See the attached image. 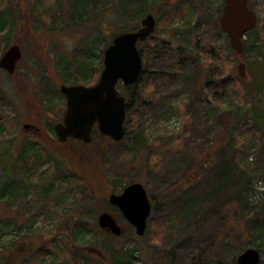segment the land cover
<instances>
[{
  "label": "rangeland",
  "instance_id": "374dc122",
  "mask_svg": "<svg viewBox=\"0 0 264 264\" xmlns=\"http://www.w3.org/2000/svg\"><path fill=\"white\" fill-rule=\"evenodd\" d=\"M31 1L3 0L0 3L5 18L0 28V57L13 44L18 45L22 53L13 74L0 70V174L3 168L10 165L9 168L13 169L10 160L14 151L8 152L16 139L22 140L23 133L18 122L31 120L33 111H38L44 113V124L48 127L62 116L64 100L55 98L56 105L46 109L45 100L48 97L42 94L48 89L51 94L55 93L62 84H95L103 69V51L111 39L120 29L131 31L137 28L150 7L157 9L156 0H145L146 11L139 17L124 20L117 18L115 0H80L84 4L82 8H73L71 0H39L43 3L41 12L33 10ZM203 2H207L205 7ZM223 3L224 0H168L160 11L165 12L161 15L156 35L161 39L164 37L162 27L165 20L174 15L173 9L178 10L174 28L179 39L191 43L195 50L209 51V44L217 46L218 52L214 53L210 68L219 70L223 77H231L228 92L234 95L230 99L232 104L240 111V102L247 101L262 110L264 87L256 97L244 91L237 70V54L230 48L226 34L219 27ZM248 7L257 15L259 24L264 0H249ZM111 19H115L117 25L114 26ZM256 28L257 25L243 39L248 50L247 56L242 59L246 74L242 81L246 80V83L264 64V50L257 45ZM142 43L138 44L139 50L143 48ZM152 45L150 42L143 48L141 69L144 72L133 90L134 95L141 99L129 103L123 92L125 86L122 83L116 86L118 93L125 97V107L129 105V117L126 116L124 122L127 142L115 145L96 138L85 145V150L91 151L92 156L84 161L82 143L68 141L59 144L46 131L40 136L44 147L55 150L53 152L60 158L61 166H67L78 175L80 180L69 175L67 184L76 189V186L80 188L86 183L98 196L100 212L115 213L106 207L109 195L119 194L121 185L132 182L141 183L155 204L143 236H137L127 225L122 236L115 239L104 230L87 231L73 240L76 247L69 250L75 254L78 251L89 254L95 247L98 254L101 252L98 259L103 262L97 260L96 264H116L106 251L100 249L101 243H110L116 256L130 250L134 264H236L239 254L253 248L259 252L258 264H264V173L255 172L242 199H235L224 207V219L218 212H211L226 198L238 195V168L234 169L238 161L254 165L264 161V132L260 135L261 141L257 138L250 143L255 147L250 149L249 143H246L249 137L240 134L252 136V128L243 125L232 112L229 115L224 110L212 111L217 109V103L207 101L202 90L194 87L195 70L187 65L183 67L177 83L179 95L171 99L167 106L162 105L167 102L164 99L171 89H168L167 82L161 80L149 84L148 78L166 68V64L157 61L154 56L157 51L161 53L163 44L157 41L156 47L150 48ZM143 138L147 139V144L141 146L139 142ZM24 140L32 141L26 137ZM128 145H132L131 155L126 153ZM98 147L108 156V164L99 163ZM202 160L210 163L204 166ZM33 168L37 169V175H44V180L41 179L45 182L44 186L33 179L30 187H34L28 192L21 189L12 197H0V256L7 255L8 244L13 240L22 245L32 240L31 237L68 240L67 231L73 220L91 219L90 198L77 190L61 191L62 199L56 201L54 210L44 213L39 202H44L41 194L50 183L53 170L49 165ZM7 181L0 175V193ZM54 191L59 195L56 189ZM116 217L120 224L126 223L118 214ZM227 218L239 222L234 232L227 231ZM60 229L66 231L58 233ZM40 232L43 236L37 238ZM40 260L24 264H61L53 255L46 256L43 262ZM75 260V263L67 260L62 264H84L79 258Z\"/></svg>",
  "mask_w": 264,
  "mask_h": 264
},
{
  "label": "trees",
  "instance_id": "16d2710c",
  "mask_svg": "<svg viewBox=\"0 0 264 264\" xmlns=\"http://www.w3.org/2000/svg\"><path fill=\"white\" fill-rule=\"evenodd\" d=\"M3 0H0V3ZM183 1V0H182ZM114 8L116 11L117 18L119 19H124V20H129V18H136L139 17L146 9L144 8L145 5V0H115L114 1ZM155 2V1H154ZM185 2V0H184ZM31 5L33 10H41L43 9V3L39 0H32ZM157 3V9H153V6L149 8V13H151L156 20V27L153 32V34L145 41V43H142L143 48L146 47L148 43H152L153 45L150 48L156 47L157 41L161 42L163 44L162 50L160 51L161 53L155 52L154 56L155 59L158 61L163 62L166 64L165 71H158L156 74L153 76V78H148L150 79L149 84H155L154 80L156 81H164L165 83L167 82V87L168 89H171V92L164 100H167V102H163L162 105H168L171 99L179 95V90H177V83L180 81L181 74L183 67L186 65L189 67H193L195 70V75H194V87L197 89L202 90V92L206 95L207 101L211 100L214 103H217V109L212 110L214 112H219L220 110L227 111V113L230 115L231 112L237 116V118H240L242 121L243 125H248L252 128L254 131V134L252 136H247L244 134H240V136L244 135L243 137H249L248 140H246V143H249V148H255L254 146H250V143H254V141L258 138L260 139L261 133L264 132V109H256L254 103L251 102L247 103V101L240 102L242 103L241 110L239 111V108H236L237 106H234L232 103L233 101L230 100L231 96H234L232 94H229L228 88H229V79L231 78L230 76L223 77V75L220 73L219 70L211 69V63L214 58V53L218 52V48L216 45L209 44V51L207 50H195L192 49L191 43H186L183 42L181 39L178 38V35L176 33V28H174V24L177 21L176 16L178 15V10L173 9L174 15L170 16V18L165 20V25L162 27V34L164 37L161 39L157 37L156 33L159 31V26L160 22L162 19V16L164 15V12L160 13L161 9L167 5L168 0H156ZM203 6L205 7V4L207 2L202 3ZM71 5L73 8H82L84 6L83 1L80 0H71ZM1 6V4H0ZM203 7V8H204ZM148 14V13H146ZM3 12L0 10V28L2 25L5 23V18H3ZM106 15V14H105ZM162 15V16H161ZM260 22L257 25V32H258V43L257 45L260 48H263L264 50V7L260 9ZM80 17V15H79ZM114 26L117 25V21L115 19H111ZM113 26V27H114ZM256 27V26H255ZM255 27L251 30L253 31ZM134 28L133 30H135ZM121 30V31H120ZM118 33L125 32L122 29H120ZM132 31V30H131ZM249 31L248 33H250ZM117 33V34H118ZM246 33V34H248ZM192 40V39H191ZM243 41V40H242ZM244 47V43H243ZM139 50L141 59L144 57V49ZM248 53L247 48L244 47V53L243 56L246 57ZM242 56V59H243ZM77 57V56H76ZM80 64V61H77ZM102 65L100 66V68ZM143 67V66H142ZM80 68H83L82 64H80ZM144 70L141 69L140 75L137 79L139 81L143 75ZM158 79V80H157ZM136 81V82H137ZM243 85V89L245 92H247L250 96L256 97L257 92L264 87V64L258 69L257 73L255 74L254 77L250 78L249 82H244L246 80L240 79ZM130 85V86H125L123 89L124 96L128 98L129 103L132 102V100H139L141 97H137L134 95V88L135 84ZM153 82V83H152ZM51 97L46 101L45 100V108L50 109L55 103V98H58L60 100H63V96L60 94L58 90H55V93L50 94ZM191 99V98H190ZM169 100V101H168ZM143 101H140L139 103H142ZM166 103V104H165ZM235 108V110H232V108ZM219 110V111H218ZM258 110V111H257ZM129 112V105L126 106V116L127 118ZM163 120V118H162ZM239 135V134H238ZM239 136V137H240ZM128 135L125 133V136L122 141L118 143L111 142L108 138H105L101 136L96 129L92 131V139L91 142L94 141L96 138L99 139H104L108 140L109 143L111 144H123L124 142H127ZM252 137L253 139H250ZM238 142L239 138L237 137ZM24 140L20 146V149L18 152L13 150V146L11 145L9 147V152L14 151V156L10 162L12 163L13 169L11 168H3L1 170V178L4 177V179H8L6 182L4 190L0 193L1 197H12L13 194L16 191H19L21 189L25 190L28 192L30 188L33 189V187H30L33 182L32 180H38L39 182H42V186L45 185L44 180V175L40 174L37 175V169L35 170L33 166L40 167L42 165H49L51 167L52 175L50 177V183L46 185V187L43 189V194H41V197L44 196V202L40 203L41 208L43 209L44 213H50L51 211L54 210L56 207V201L61 198L62 199V192L65 191L66 193L77 190V192H81L84 195L88 196L90 198V205H91V219H85V221H78L77 219L73 220L70 224L71 227L65 228L69 232V235L66 236L68 240H62L61 238H48V239H43V237L38 238V236H43L40 232L36 237H31L32 240H28L25 242V245L18 244L15 240L10 242L8 245H10V249L7 251L6 254H2L0 256V264H20V262H31L32 260L36 261L37 259H40V262H43L45 257L48 255H53L55 257H58L60 260L61 264L62 262L65 263V261H73L75 263V258H79L83 260L84 264H88V262L95 263L97 260H100V263H103L101 259H98V255L101 256V252L98 254V250L94 248H91L89 254H85L83 251H78L75 254L71 250H69L70 247H74L75 245L73 244V240L77 238L78 235L80 234H85L87 231H93L95 230L96 232L98 231H103L100 229L96 223V219L98 215L102 212H100L101 208L98 206V196L95 195L94 191L85 183L83 186L81 185L80 188L76 186V189L71 188V185L67 184L70 181L69 175L72 179L80 180L78 175L75 172H72L67 166L64 165L61 166L60 164V158L58 156L54 155L53 150L51 148L44 147V144L36 146L33 144V142H28ZM252 141V142H251ZM261 141V139H260ZM29 144H28V143ZM138 142V141H135ZM80 143V142H78ZM139 144L142 146L143 144H147V139L143 138L141 139V142ZM83 151H81L82 158L84 161L89 160L90 157L92 156L91 151H86L85 150V145L83 144ZM129 148L126 150L127 155H131L133 152L130 147L132 145H128ZM101 147V146H100ZM99 148V163L102 165H105V163L108 164V156L103 152V150ZM12 148V150H10ZM8 147L6 146V150ZM258 149V148H257ZM82 150V149H81ZM260 150V149H258ZM55 151V150H54ZM16 152V154H15ZM264 155V154H263ZM9 159V158H8ZM98 159V158H97ZM264 160V159H263ZM155 162V161H154ZM34 163L33 166H31ZM208 163H210L207 160H202V164L206 166ZM241 163L238 161L236 167L234 168L235 170L237 169L238 173V179L237 180V186L240 188V191L238 192V195L236 194L235 197H228L226 198L225 202H222L219 206H215L212 209L213 211L218 212L221 216L222 219H224V214L222 213V210L224 209L225 206L229 205L232 203L233 200L236 199V201L242 199L244 190L246 186L250 183L251 178L254 177V173L259 172V173H264V161L259 164L254 165L255 163ZM66 167V169H65ZM194 167V166H193ZM107 168V166H105ZM57 172V175L55 176L54 173ZM36 173V174H35ZM34 174V175H32ZM189 178L191 175L188 176ZM47 179V177H45ZM42 179V180H41ZM34 180V181H35ZM115 181V180H114ZM113 181V182H114ZM188 181H191L188 180ZM83 183V181H82ZM1 184V182H0ZM129 184V183H128ZM37 185V184H36ZM127 185V184H126ZM123 184L121 185L120 191L126 186ZM1 186V185H0ZM114 191L117 190L116 183L113 185ZM54 189L59 192V195L54 191ZM81 190V191H80ZM218 191V190H217ZM56 195V196H55ZM104 198L106 196L104 195ZM151 200V205L152 209L155 208V204L153 202V199ZM104 203L106 202L105 199L103 201ZM106 207L111 208L115 213H118L116 208L114 206H110L109 203L106 202ZM99 208V209H98ZM187 211V210H186ZM87 216V215H86ZM264 217V216H263ZM227 222V231L229 232H234L235 229L239 226V222H233L230 221L229 218ZM88 221H92V223L88 224ZM225 222V221H223ZM31 230V229H29ZM149 230V229H148ZM61 231H66L64 229L58 230V233ZM110 236V238L115 239L116 236L111 235L109 232H107ZM34 234V233H33ZM122 236V235H121ZM69 237V238H68ZM110 243H101L100 249L102 251H106L108 255H110V258L116 262V264H134L132 261L133 258L131 256V251L130 250H125L123 255L116 256L113 254L114 252L111 250V245ZM76 247V246H75ZM22 249V252L20 251ZM20 252V253H19ZM86 257H90V259H86ZM118 257V258H115ZM31 259V260H30ZM30 260V261H29Z\"/></svg>",
  "mask_w": 264,
  "mask_h": 264
},
{
  "label": "water",
  "instance_id": "95a60500",
  "mask_svg": "<svg viewBox=\"0 0 264 264\" xmlns=\"http://www.w3.org/2000/svg\"><path fill=\"white\" fill-rule=\"evenodd\" d=\"M249 0H224L219 17V27L229 40V46L237 54L238 75L245 79V64L241 60L244 47L242 40L246 33L257 24V15L248 7ZM155 17L148 13L140 20L138 28L115 35L103 51V69L98 81L92 86L65 85L59 88L65 98V112L61 123L54 125L58 142L74 139L88 144L92 130L96 127L100 135L118 143L125 136L126 117L125 97L118 93L116 86L133 85L141 72L142 59L138 43L145 42L154 32ZM22 53L18 45H10L0 57V69L12 74ZM108 203L116 207L137 236H143L147 220L151 214V201L144 186L132 182L119 194H111ZM100 229L109 231L113 236L121 234V227L108 212L97 218ZM259 252L248 248L237 256L236 264H258Z\"/></svg>",
  "mask_w": 264,
  "mask_h": 264
},
{
  "label": "flooded vegetation",
  "instance_id": "af4514ba",
  "mask_svg": "<svg viewBox=\"0 0 264 264\" xmlns=\"http://www.w3.org/2000/svg\"><path fill=\"white\" fill-rule=\"evenodd\" d=\"M17 65V64H16ZM16 68H17V66H16ZM16 68H15V70H14V72L16 71ZM0 70H2V71H4V72H6L5 70H3V69H0ZM13 72V73H14ZM12 73V74H13ZM58 91H59V88L57 89ZM47 92L46 93H44V94H42V95H44L45 97H48L47 99H49L50 97H51V93H50V90L48 89V90H46ZM42 98H44V97H41V99ZM63 100H64V103H63V106H64V112H65V99H64V97H63ZM64 112H63V114H62V116L60 117V118H58V120H56V121H54V123H53V125L52 124H50L48 127H45V124H44V119H45V116L44 115H42V114H44V113H42V114H40L38 111H33V114H32V116H31V120H28V121H23V120H21L20 122H18V124L21 126V131H22V133H23V135H21V137H22V140H21V138H19V140L17 141V139H16V142H14L13 144H12V146H13V150L14 151H16V152H18L19 151V149H20V146H21V144H22V142L24 141V138L26 137V138H30L32 141L31 142H33V144H35L36 146H38V145H41V141H40V139H41V137L40 136H43L44 135V131H46V133L48 134V135H50V136H52L53 137V140L55 141V140H57V137H56V135H55V132H54V125L55 124H57V123H61V121H62V118H63V115H64ZM47 113H49V112H47ZM42 115V116H41ZM94 129H96L95 127H94ZM93 129V130H94ZM18 138V137H17ZM58 141V140H57ZM68 141H74V142H77L76 140H74V139H68L66 142H68ZM65 142V143H66ZM59 144H62V143H60V142H58ZM81 143V142H80ZM54 155L56 156V153H54ZM5 165V164H4ZM2 179V178H1ZM1 185V184H0ZM1 197V196H0ZM1 198H3V197H1ZM5 198V197H4ZM116 210H117V212L118 213H113L112 211H107L108 213H110L112 216H113V218L115 219V221H116V223L121 227V229L123 230L124 229V227H125V225H127V227H130L132 230H134V227L132 226V225H130L127 221H126V219H124L123 218V216L121 215V213L119 212V210L116 208ZM119 215L120 217H122L123 218V220L126 222L125 224H120L119 223V218L118 217H116V215Z\"/></svg>",
  "mask_w": 264,
  "mask_h": 264
}]
</instances>
